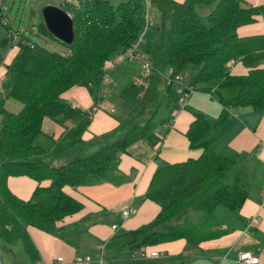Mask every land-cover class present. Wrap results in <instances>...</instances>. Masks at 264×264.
Masks as SVG:
<instances>
[{"label":"trees","instance_id":"obj_1","mask_svg":"<svg viewBox=\"0 0 264 264\" xmlns=\"http://www.w3.org/2000/svg\"><path fill=\"white\" fill-rule=\"evenodd\" d=\"M76 1L61 3L72 17L74 31L72 45L60 42L67 48L63 52L30 40L10 23L2 24L7 16L0 12L1 248L14 245L27 226L55 233L56 221L80 210L82 204L66 194L64 186L122 184L126 176L119 169L120 154L136 141L151 147L160 143L162 136L152 121L164 99L170 112L178 110V84L172 79L183 74L185 85L193 91L214 89L221 112L212 117L185 107L193 117L185 133L188 146L201 153L156 168L145 198L159 206L158 213L129 230L124 246L137 251L184 239L186 249L181 253L140 259L139 264H186L193 256L190 251L200 243L238 230L244 223L239 210L253 186L254 173L240 166L236 149L214 150L211 145L220 137V127L232 109L264 111V34H238L240 26L264 19V4L243 0H125L116 5L109 0ZM147 4L159 10L160 22L145 28ZM198 4L213 7L201 16L196 11ZM35 27L36 35L56 40L41 17ZM12 31L19 35L15 43ZM142 33L140 56L107 70L110 78L119 73L127 79L116 89L131 105L129 114L120 117L109 112L117 125L85 139L95 109L74 107L61 94L72 86H85L94 106L102 102L104 61L126 52ZM11 48L15 49L12 60L3 63ZM143 62L152 70L147 77ZM238 62L246 73L232 74L230 66ZM8 98L19 101L21 108L8 110ZM45 118L62 126L58 136L51 135L49 149L35 143ZM20 175L37 183L29 199L19 198L8 186L10 176ZM43 181L49 183L43 185Z\"/></svg>","mask_w":264,"mask_h":264},{"label":"crops","instance_id":"obj_2","mask_svg":"<svg viewBox=\"0 0 264 264\" xmlns=\"http://www.w3.org/2000/svg\"><path fill=\"white\" fill-rule=\"evenodd\" d=\"M243 1L250 5L264 4V0ZM62 2L60 0L58 5L61 6ZM211 8V4H198L196 11L201 16H205ZM238 34L240 36L264 34V19L259 17L254 23L240 26ZM14 54L15 49L11 48L4 58V63H9ZM230 69L232 74L246 73V68L240 62L232 64ZM165 75L168 76V71ZM110 79L116 82L115 87L127 82V79L119 73L111 75ZM161 83V86L164 85V82ZM214 85L211 86L214 87ZM188 98L186 105L188 109H198L214 117L221 112L218 95L214 89L210 92L196 90ZM74 99L77 102L65 100L72 106L81 108L79 104L83 102L80 96L76 94ZM101 103L106 106V110L112 106L111 102L108 105L104 100ZM167 108L168 114L162 120H166L169 116L170 118L164 124L159 122L160 128L157 129L162 136L160 143L151 147L145 141H136L120 154L119 169L126 176L122 184L113 185L105 182L78 188L64 186V192L82 204L81 209L56 221L55 233L27 226L14 245L0 251V260L7 264H50L56 257L61 256L62 264H77L76 255H90L92 260L87 264H99L101 257L106 264H131L127 261L128 259H134L136 260L134 264H139L140 259L133 258L134 251L124 246V243L128 239L126 233L129 230L148 223L158 213L159 206L145 198L152 175L162 163L197 158L201 153V149L189 148L185 135L193 119L190 111L184 108L170 112L169 107ZM111 113L116 114L115 111ZM113 115L104 113L103 109H95L86 132L95 122H98V126L106 122L108 126H104L100 132L93 134L112 129L118 123ZM61 131L62 126L59 125L55 127L52 134L58 136ZM86 132L83 135L84 138ZM220 132V137L211 147L214 150L228 146L236 149L240 153V166L254 173L253 186L239 210L244 223L238 230L200 243L198 248L190 251L193 256L186 264H239L237 257L243 250L252 251L259 256L260 264H264V111L249 107L234 108L223 121ZM48 183L43 181L41 184ZM36 184L33 179L25 175L8 178L10 190L21 199H29ZM126 207L135 208L136 212L123 218L122 209ZM254 217L257 219L256 222L250 223ZM114 224L116 228H112ZM145 249L162 251L166 255H176L186 249V241L176 239Z\"/></svg>","mask_w":264,"mask_h":264},{"label":"rangeland","instance_id":"obj_3","mask_svg":"<svg viewBox=\"0 0 264 264\" xmlns=\"http://www.w3.org/2000/svg\"><path fill=\"white\" fill-rule=\"evenodd\" d=\"M110 1L114 5L120 3L119 1H116V0H110ZM59 2L60 0H3L2 6L4 7L9 23L14 30H19L20 32L25 33L26 36H28L30 40L38 44L44 45L49 50L63 52V51H66L67 49L65 46H63L60 42L54 39H50L49 37L44 38V37L36 35L35 27H34V25H37V23L40 21L41 8L45 4L52 3V4L58 5ZM146 7H147L148 19L151 20V22L154 25L159 24L160 22L159 10L156 8V6L147 4ZM211 7H213V4L211 5ZM145 11H146V8H145ZM142 42L140 43V46H139L140 51H142L144 47V44ZM0 66H1L0 67V71H1L2 65ZM1 74L2 73L0 72V77H1ZM115 86H116V82L113 79H110V77H108V80L104 81V84H103L104 102L106 104L108 103V105L111 102L112 106L109 107L108 110H106L105 108L103 112L109 113V112L115 111L116 112L115 115H118L120 117L127 116L130 112L131 105L118 95L117 89H116L117 87ZM195 92L196 90L193 91L191 94H194ZM76 94L80 96V100L83 102L79 104L81 108L85 110H92L94 108V105H92L93 101H92L91 95L85 86H79V85L72 86L68 90L64 91L61 94V97L66 99L68 102L70 101L72 102V101H76L74 99V96ZM187 100H189V98H187ZM5 107L10 111L16 112L21 108V103L15 99L8 98L7 102L5 103ZM94 113L95 111L93 110V112L91 113V117L93 116ZM167 114H168V108L166 106V100L164 99L161 106L158 108L156 116L154 117L152 121L154 123L155 131H157V129L160 128L159 122H161V120L165 118ZM97 124L98 122H95L92 126H90L89 131L86 132L85 134V138L87 139L92 138L93 135H95L93 134L94 132H97V131L100 132V130H102L104 126H108L106 125L107 124L106 122L100 123L102 125H99V126ZM56 126L59 127V123L56 120L51 119V118H45L42 124L43 132L36 136L35 143H39L45 148L49 149L52 146L51 135L54 132ZM0 127H1V117H0ZM1 250L2 248L0 246V251ZM127 261L131 264L136 263V260L134 259L132 260L128 259Z\"/></svg>","mask_w":264,"mask_h":264},{"label":"built area","instance_id":"obj_4","mask_svg":"<svg viewBox=\"0 0 264 264\" xmlns=\"http://www.w3.org/2000/svg\"><path fill=\"white\" fill-rule=\"evenodd\" d=\"M2 1L3 0H0V12L5 11L4 7L2 6ZM62 1L68 2V3L69 2L77 3L75 0L74 1L73 0H62ZM1 22L4 25L9 24V20L7 19V17L2 18ZM149 25H151V21L147 19L145 28H147ZM11 35L13 37V41H12L13 43L19 40V35L17 32L12 31ZM142 37H143V33L139 36L137 41L130 46V48L126 52L117 54L112 60L107 59L104 61L103 67L106 70V73L104 75V81L108 80L107 70L111 69V67H113L115 63L124 62V61L132 62L140 56L138 53V49H139L138 47H139L140 41H142ZM142 69H143V75L145 77L149 76L152 73L151 67L147 62L142 63ZM184 78H185V75L177 74L172 79L174 82L178 84V87L176 90L178 94V103H179L178 110H182L183 108L186 107L187 98L193 92V88L191 86L187 87L185 85ZM105 108L106 106L102 104L101 102H99L97 105L94 106V109L105 110ZM135 212H136L135 208L126 207L122 209L121 216L123 218H126L129 215L134 214ZM256 220H257L256 217H254L251 219L250 223L256 222ZM112 228H116V225L115 224L112 225ZM165 256L166 254L162 251H158V250L148 251L145 248L144 249L142 248L138 251H134L132 253V257L138 258V259H146V258L157 259V258H163ZM91 260H92V257L90 255H84V256L76 255L75 257V262L77 264H87ZM237 260L239 264H260L259 256L253 253L252 251H248V250L240 251L238 254ZM62 263H63V257L59 256V257H56V259L50 264H62ZM0 264H7V263H4L0 260ZM36 264H47V263H36ZM99 264H106L102 257L99 259Z\"/></svg>","mask_w":264,"mask_h":264},{"label":"water","instance_id":"obj_5","mask_svg":"<svg viewBox=\"0 0 264 264\" xmlns=\"http://www.w3.org/2000/svg\"><path fill=\"white\" fill-rule=\"evenodd\" d=\"M41 20L48 32L59 42L72 45L74 42L73 20L60 5L48 3L40 11Z\"/></svg>","mask_w":264,"mask_h":264}]
</instances>
